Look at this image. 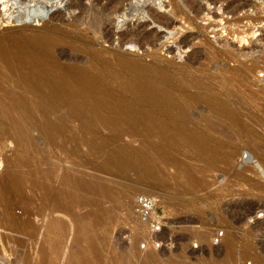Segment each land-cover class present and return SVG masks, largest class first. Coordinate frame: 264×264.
<instances>
[{"label": "rangeland", "instance_id": "rangeland-1", "mask_svg": "<svg viewBox=\"0 0 264 264\" xmlns=\"http://www.w3.org/2000/svg\"><path fill=\"white\" fill-rule=\"evenodd\" d=\"M76 1L63 0L55 10V13H60V19L53 20L49 7L44 6L37 11L39 16L33 18L19 8L5 15L0 6V17L11 19L7 27L1 26L0 30L14 24L30 25L28 29L57 26L72 36L77 32L86 34L78 39L81 58L85 57L86 42H90L94 49L120 52L142 63L169 66V69L184 73L189 79H200L215 88L213 90L231 108L228 116L218 118L222 133H218V140L212 143L216 144L217 151L220 144L226 152L222 151L221 155L219 145L221 150L217 153L220 155L216 154L214 158L204 148L196 146L195 150L190 146V150L185 144L182 145L184 149L178 145V155L175 156L178 160L174 161L161 153L163 147H169L170 143L162 140L160 151L153 146V139L148 138L144 142L148 148L146 151L152 152L150 155H162H155L156 159L159 158L156 160L145 154L148 152H139L137 147L141 140L138 137L107 134L102 125L90 119L88 109L83 112L88 113L85 115L86 118L88 116L85 118L87 124L96 123L93 126L97 133L94 134L83 132L80 120L68 118L66 107L58 108V112L48 110L47 114H50L43 118L44 122L47 120L45 128L40 129L30 124L31 118L21 116L17 105L1 106L0 264H264V219L252 221V216L264 208V87L253 81L255 70L264 65V0H122L117 14L111 18L113 28L124 20L123 32L141 25L148 31L158 29L160 36L155 38L156 41L139 39L130 42L135 44L134 47L125 44L120 48L117 34L112 35L111 42H108L103 35V27H99V31V28L95 31L89 28L91 30L88 31L76 20L82 7L109 9L113 0H100L98 3L81 0L79 6L67 7ZM165 18L176 19L172 28L163 27ZM170 30H174L171 37L168 34ZM183 39L186 42L181 41ZM114 101L117 103L115 99L108 106L114 108ZM55 114L67 118V121L62 117L65 125L51 135L48 131L56 130L58 123L55 124L60 119ZM195 115L199 117L201 113L195 111ZM120 116L124 119L123 115ZM46 125L55 129L45 130ZM198 128L207 133L205 127ZM211 137L216 139L217 135ZM119 147L127 148L129 154L121 148L127 158H122L125 154L119 152ZM112 148L125 162L119 161L115 152H109V149L113 151ZM98 151L106 154L102 157ZM229 151L234 155L230 158L232 162L227 159ZM136 153L140 155L136 156ZM105 155L111 161L112 157L113 161L118 160L107 162ZM170 159L177 164L173 165ZM137 160L140 163L145 160L149 165L145 161L140 164ZM154 160L168 161L172 165L162 162L161 169L160 161L159 167ZM142 164L153 171L152 177L149 175L152 171H144ZM150 165L152 167H148ZM139 166L143 167L141 171ZM156 167L157 172L163 175L156 172ZM63 172L77 186L76 195L81 197L80 203H72L73 200L69 199L68 196H76L72 192L64 190L56 194ZM191 176L199 178V182L196 178L192 180ZM99 187L105 192H98ZM88 190L93 191L92 198L85 197ZM138 193L149 194L156 200L165 225L162 236L171 239L167 249L140 248V243L147 238V230L133 211V197ZM56 197L60 198L55 203L68 199L65 201L70 210L62 206L53 210L52 202ZM38 249L41 255H37Z\"/></svg>", "mask_w": 264, "mask_h": 264}, {"label": "bare ground", "instance_id": "bare-ground-1", "mask_svg": "<svg viewBox=\"0 0 264 264\" xmlns=\"http://www.w3.org/2000/svg\"><path fill=\"white\" fill-rule=\"evenodd\" d=\"M95 1L96 3H98L100 0H95ZM121 1L122 0H113L112 6L109 9L89 10V9L82 7L81 13H80L81 15L79 14L80 16L78 17L79 20L77 18L76 20L77 22L79 21V23L84 24L87 29L92 28L94 29V31L95 29L99 27L101 28L103 27V30H102L104 33L103 35L106 38L105 40H107L108 42H111L112 35L117 34L118 37L117 36L116 37L118 38V41L117 40L116 41L119 44L118 48H120L121 46L125 44L126 45L129 44V47H134L135 44L131 45L130 42H137L139 39H147V40L154 39L155 40V38H158L160 36L158 29H152L148 31L149 29L146 30L145 28H142L141 25L139 27L140 30L139 28L132 29L133 27H131L130 28L131 30H126L123 32L122 28H124L123 27L124 20H122L119 24H117L116 27L113 28L111 18L113 15L117 14ZM61 2H63V0H0V6H2L1 8H2V11L5 12V15H7L6 12L8 13L13 9L16 10L17 8H19L25 13L29 14L30 17L32 16L33 18H37L39 16V12L37 13V11L42 9L44 6L49 7L52 9L51 13L53 12L51 15V18L53 20V19H60L59 18L60 13H57V12L55 13V10H57ZM80 4H81V0H78L76 2L69 3L67 7L72 8V7L79 6ZM148 11H149V8H148ZM144 13H145V10H144ZM85 18H87V21L85 20ZM164 20L165 21L163 22L164 23L163 27H165L166 29H168L169 27L172 28L171 26L174 24L173 21H176V19L172 21L171 19H166V18ZM29 27L30 25H26V24H17V25L14 24V26H11L10 28L8 27V29L1 28L2 30H0V107L4 105H9V106L13 105L14 107V105H17L21 113L23 114L22 115L20 113L21 116L23 117L25 116V118L28 116L29 118H31L30 120H32V122H30V124L33 123L35 127H38L40 129L45 128L44 125L47 123L46 122L47 120L45 119L46 120L45 121L46 123H45L43 121V118H45V115L50 114V113L47 114L48 110L49 112L50 111L52 112L54 110L58 112L57 111L58 108L60 109L61 107H66L68 108L67 110L68 118H72V119L74 118V119L80 120L81 123L79 126L81 127L83 132H86L88 134L97 133L96 130L94 129L95 126H93L97 123V124L102 125L103 128H105L108 131L107 134L113 133L114 136L127 135V136L138 137L141 140V142L139 143V142H136L137 140H135V143L140 144V145L138 144L139 146L137 147V149L138 148L140 149L139 152H141V154L148 152L146 151L147 147L144 144L146 139L152 138L154 141L153 146H155L157 149H160L162 145L160 144L161 146L159 147V143L163 140V142L166 141L165 142L166 144L170 143V146L168 147L167 145V148L166 146L163 147L164 150L161 153H163L164 156H167L168 158L175 159L174 161L178 160L177 159L178 157H175L177 154L176 151H178V147L184 144L186 145L185 146L186 148H188L187 146H189L188 149H190V146L191 148L192 147L195 148L196 146L204 148L203 150L209 151L214 158L216 154H219V155L220 153L221 155L223 154L222 146L219 144L222 150L219 148V145H218V151H217L215 147L216 144H212V143L214 142L216 143V141L214 140H218L217 139L218 133L220 134L222 133L221 128L218 126V120H219L218 118H221V117L225 118L226 116H228L231 108H229L228 102L220 98L218 96V92L216 90H213L215 88H212L209 84H205L201 82L200 79H195V78L189 79L186 76H184V73L182 74L181 72H177L174 69L173 70L169 69V66L164 67L163 65L162 66L157 65V63L146 64L147 62L142 63L140 60L135 59V58H130L131 56L126 57V55L120 52L111 51L112 53H109L108 51L106 52V50L104 51L101 49H94L93 47L90 46L89 44L90 42H86L84 46L85 52L82 49L85 57L81 58L80 53L78 52L81 50V47L78 44V39L83 38L81 36H85L86 34L83 35L84 33L77 32L75 33V36L74 35L72 36L71 35L72 33L71 34L65 33V31H62L57 26H44L39 29L37 28L28 29ZM90 30L91 29H89L88 31ZM99 30L100 28L98 29V31ZM174 30H170V32L168 33L170 37L172 36ZM160 31H162V29ZM181 41L186 42L185 39ZM115 99L117 103L120 102V104L118 105V108H115V105L117 104L115 103V101H114L115 105H113L114 103H112L114 108L109 107L108 106L109 103ZM86 110L88 112L90 110L89 112V115L91 117L90 119L96 122L95 124L92 125L91 123L93 122H90L89 120L88 121L90 122V124H87L86 119L88 118V116L86 118L85 115H87L88 113L86 112L87 114H84ZM195 111H199L201 115L199 117L196 116ZM81 112L84 114L83 115L84 119L86 118L85 121L83 119ZM57 115L55 114L56 117ZM120 115H123L124 119L123 118L121 119ZM48 117L46 118L48 119ZM52 117L54 120L55 119L54 116ZM62 117H60V114L58 115V118L60 119L58 121H57L58 118L56 119L57 121L56 124L54 123V121L52 122L53 125L54 124L57 125L58 123V126L57 127L55 126V128L57 129L54 131L49 130L48 133L53 135L59 132V130H61L63 125H65L64 124L65 122H63ZM64 119H66L67 121V118H64ZM49 121H52V120L50 119ZM27 126L25 127L27 128ZM68 126L66 127L68 128ZM108 126L112 127L113 129L109 128ZM199 126L205 127L207 130L206 131L207 133L201 132L200 131L201 129L199 130L198 128ZM46 127L47 129L45 130H48L49 128H51L50 126L48 128L47 125ZM18 129L21 131L20 127H18ZM22 129L24 130V127ZM72 129L69 131H72ZM19 130H18V133H20ZM41 132H43V130ZM79 134L81 135V133ZM88 134H85V135H88ZM76 135H74V138ZM212 135L214 136L217 135V137H215L216 139H212L211 137ZM25 138L26 136H24V139ZM133 138L131 141L134 140ZM97 140H95V143ZM22 141H26V140H23L22 138ZM100 142L102 143V141ZM100 142L98 141L99 144H101ZM122 145L126 146L123 144V142H122ZM117 148L118 147H116V149ZM119 148H120L119 152H121V154L123 153V151H127V148H124V147L123 148L119 147ZM121 148L123 149V151L121 150ZM151 148L153 147L151 146ZM180 148H183V146ZM201 148L199 149L201 150ZM112 149L113 151L109 149V152L111 151V153L112 152L114 153L115 149L114 148ZM98 150H102V149L98 147ZM161 150L162 148L160 149V151ZM203 150L201 151L203 152ZM219 150H221V152ZM201 151L198 150L197 152L201 153ZM98 152H101V151H98ZM217 152H220V153H217ZM223 152H226V151H223ZM104 153L101 152L102 157ZM138 153H136V156L140 155ZM151 153L152 152H148L145 154L146 155L149 154L148 156H151V157L153 156L154 158H155V155L156 156L158 155V154L150 155ZM206 153L208 155V152ZM119 154L118 155L116 154L118 157L116 155L114 157H117L119 159ZM194 154L196 156L197 153L195 152ZM201 155H199V158L201 157ZM159 156H162V155L159 154ZM233 156L234 155H232V153L229 151L227 155V159L230 160V158ZM125 157L127 158V154H125V156L122 158L125 159ZM143 157L145 158V155ZM202 157L204 158V155ZM108 158L109 156L105 160H107V162L108 161L110 162L111 159L110 158L108 159ZM161 158L165 159L164 157H161ZM168 158L166 160H168ZM118 159L114 161L116 162ZM121 159H119V161ZM145 160L148 161V159H145ZM156 160H154L155 163H159L160 160H158V162ZM214 160L217 161V159H214ZM112 161H113V157H112ZM170 161L173 163V165L174 163H176L171 159ZM230 161L232 162V160ZM138 162L140 163V161ZM162 162L168 163V161L165 162L161 160L160 161L161 165L160 163L157 164L158 166L159 165L161 166V169H162ZM144 163L147 164L146 161ZM172 163L170 164L169 162L168 164L172 165ZM213 164L214 163H212V165ZM151 165L148 167L153 166ZM142 166H139L140 167L139 170L142 168L143 170L144 169L151 170V169H148L147 166L145 168L143 164ZM156 168H157L156 169V172H157L158 167ZM173 171H176V170H173ZM156 172H154V174H156ZM11 174H14V173H11ZM158 174L163 175V173H158ZM10 175L9 177H11ZM149 175H151L152 177L153 171L152 173H149ZM144 176L146 175L144 174ZM160 176L158 175V177ZM60 177H61V185H59V187L56 189L57 190L55 191L56 194L65 190V191H69V193L72 192V195L74 194L76 195L77 186L75 185V183H73L69 179L68 175L63 172V176L61 175ZM149 177L148 179H150ZM155 177H153V179H157ZM193 178H196V176L195 177L193 176L192 180ZM159 179H162V177ZM198 179L196 178L197 183L199 182ZM44 182L46 181L44 180ZM192 182L195 183L194 181ZM42 183L43 182L41 181V184ZM197 183H195V185ZM259 188H263V187H259ZM89 191L90 193H88ZM97 191L98 192L100 191V193L105 192L101 187H99ZM91 194L93 195V191L91 192V190H88L85 194V197L87 198V196H89L90 198H92ZM68 197L69 199L71 198L73 200L72 203L73 202L75 203V201L80 203L81 197L79 195L68 196ZM58 198L56 200H53L54 203L52 202V206L54 204V208L52 206L51 208L55 210V208H59V206H62L70 210V206H67V203H66L68 199L66 200L63 198L64 201L59 200V202L55 203V201H57ZM75 204L73 205L76 206ZM230 243L231 242H229V245L232 244ZM37 255H41L39 249H38Z\"/></svg>", "mask_w": 264, "mask_h": 264}, {"label": "built area", "instance_id": "built-area-1", "mask_svg": "<svg viewBox=\"0 0 264 264\" xmlns=\"http://www.w3.org/2000/svg\"><path fill=\"white\" fill-rule=\"evenodd\" d=\"M10 20L11 19L7 16L0 17V27L9 24ZM253 81L264 87V65L255 70ZM133 211L139 222L147 230V238L140 243V248L146 249L153 247L156 250L167 249L171 244V239L162 236L165 230V225L163 217L158 212L157 203L154 197L146 193L136 194L133 197ZM262 219H264V208L252 216L253 222ZM193 247L196 248L197 244L194 243Z\"/></svg>", "mask_w": 264, "mask_h": 264}]
</instances>
